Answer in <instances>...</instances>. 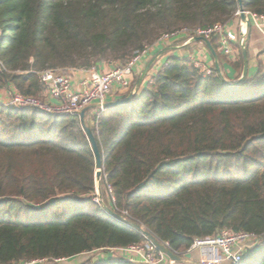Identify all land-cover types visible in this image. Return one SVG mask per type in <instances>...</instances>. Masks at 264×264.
Returning <instances> with one entry per match:
<instances>
[{
    "label": "trees",
    "instance_id": "16d2710c",
    "mask_svg": "<svg viewBox=\"0 0 264 264\" xmlns=\"http://www.w3.org/2000/svg\"><path fill=\"white\" fill-rule=\"evenodd\" d=\"M242 6L264 14V0ZM237 9V0H0V87L42 96L40 69L125 65L162 33L227 23ZM208 40L222 68L218 38ZM235 46L228 63L241 70ZM87 122L114 197L108 208L172 252L225 228L264 237L261 67L231 85L214 65L204 74L170 56L143 90L106 107L96 125L89 111ZM95 171L77 115L0 105V264L148 242L93 201ZM111 258L87 264H131ZM240 264H264V242Z\"/></svg>",
    "mask_w": 264,
    "mask_h": 264
},
{
    "label": "built area",
    "instance_id": "2783aa9c",
    "mask_svg": "<svg viewBox=\"0 0 264 264\" xmlns=\"http://www.w3.org/2000/svg\"><path fill=\"white\" fill-rule=\"evenodd\" d=\"M244 13L250 21L251 27L254 26L264 39V14H256L247 10H244ZM234 16L239 19L241 35L245 37L247 32L246 25L241 21L238 9L235 11ZM179 36L187 37L186 44L196 36L206 39L217 37L218 50L225 56L232 54L233 44L238 40L236 32L228 29L226 23H215L206 28L191 29L182 27L159 36L152 44L136 51L125 65L111 66L104 71H100L95 67L90 69L80 68L86 74L77 82L72 81L71 77L66 73V69L48 67L40 69L36 74L43 88L42 96L23 95L14 86H11L7 88L10 95L9 99L0 98V105L15 109L31 107L52 114L77 115L84 107L90 104H97L95 109L90 110L92 124L96 125L101 112L106 108L104 104L112 91L116 90L119 93H125L130 89L134 72L139 67L142 57L149 54L154 47L161 44L165 45L168 41ZM240 42L243 43V39ZM190 60L204 74L211 73L210 66L204 61L195 57H190ZM107 190L110 196V203L113 204L114 197L109 185H107ZM93 201L102 205L105 209L98 195L93 196ZM122 214H125V212H122ZM122 214H120L122 216L120 221L128 223L126 216ZM263 242L264 237L262 236L225 228L220 230L215 236L196 239L186 253L191 255L193 250H198L200 254L198 264H240L245 252L257 249ZM162 244L168 247L166 242H162ZM106 251L111 253L120 263L177 264V262L158 251L149 241L142 244H130L125 247L108 248ZM43 260L38 259L17 264H32Z\"/></svg>",
    "mask_w": 264,
    "mask_h": 264
},
{
    "label": "crops",
    "instance_id": "0c3cea01",
    "mask_svg": "<svg viewBox=\"0 0 264 264\" xmlns=\"http://www.w3.org/2000/svg\"><path fill=\"white\" fill-rule=\"evenodd\" d=\"M226 26L228 29L236 32L238 36L237 42L233 45V52L229 56H225V59H222V68L221 71L225 77L226 80L233 82L239 79L243 72V67L241 70L234 69L231 67V65L228 63L229 61H235L238 56V48L235 46L236 44H239L241 47V40L243 39V42H245L247 47V57H248V72L246 76L254 75L258 67H261L264 69V44L258 45L257 40H254L252 38V30L251 28L248 29V35L249 38L243 37L241 35V29L239 25V19H230ZM187 37L186 36H179L176 37L170 41H168L165 45H158L154 47L149 54L142 57L141 62L139 64V67L135 70L131 86L128 91L125 93H119L116 90H113L112 93L108 96L107 102L111 101H117L122 98L123 95L126 93H131V91L134 90V93H139L141 90H143L146 86V83L150 80L151 76L159 70L162 65L167 61V59L170 56H178V57H195L196 59H200L201 61H204L209 66L211 64H214V57L210 51V49L206 46V44L202 41H190L186 44ZM242 50V49H241ZM219 51V50H218ZM220 52V51H219ZM156 57V58H155ZM155 60L150 66V69L146 73V75L141 79L138 87H136L138 80L141 77V72L143 69L149 64L152 59ZM227 59V60H226ZM111 65L108 64H100L97 66V69L100 71L107 70L110 68ZM66 73L71 77L73 82H77L82 76L86 74L85 71H83L80 68L76 69H66ZM250 74V75H249ZM127 94V95H128ZM126 95V97H127ZM113 257V256H112ZM200 257V254H199ZM76 257L73 258V260ZM101 257L100 259H102ZM114 258V257H113ZM111 258V259H113ZM198 260L194 259L192 257V253L189 258L185 259L183 263L178 264H198ZM78 264V263H77Z\"/></svg>",
    "mask_w": 264,
    "mask_h": 264
},
{
    "label": "water",
    "instance_id": "95a60500",
    "mask_svg": "<svg viewBox=\"0 0 264 264\" xmlns=\"http://www.w3.org/2000/svg\"><path fill=\"white\" fill-rule=\"evenodd\" d=\"M238 3V10L240 11V19L243 23H245L246 25V30L251 28V23L250 21L246 18V15L244 13V8L242 6V0H237ZM247 38H249V35H247ZM193 41H202L206 44V46L210 49L213 57H214V66L215 69L219 75V77L226 83L228 84H238L240 82H242L244 80V78L247 75V71H248V57H247V47L245 42L241 43V49H242V55H243V72L242 75L239 79H237L236 81L230 82L228 80L225 79L220 65H219V60L218 57L216 55V53L214 52V50L212 49V47L210 46L209 40L201 37V36H196L192 39ZM156 58V57H155ZM152 59V61L149 62V64L143 69V71L141 72V77L138 80V83L136 85V87H138L141 79L146 75V73L148 72V70L150 69L151 64L153 63V61L155 60ZM134 94V90L131 91V93H129L127 95V97L123 100H117V101H111V102H106L104 105L105 107H109V106H114L120 103H124L126 101H128L132 95ZM97 107V104H90L86 107H84L83 109H81L78 113L77 116L79 117V121L82 125V128L87 136V139L89 141V145L91 147V150L93 152V156L95 159V179L98 180L102 174V159H101V154L96 142V139L94 137V134L90 128V126L88 125L87 122V113L90 110H93ZM105 210L110 213L112 216H114L116 219L118 220H122V216L118 213H116L115 211H113L112 209L105 207ZM129 222V221H127ZM134 228H136L138 231H140L142 233V235L150 242L152 243L158 251L162 252L163 254H165L169 259L178 262V263H183L185 261L186 258H188L190 256V253H186L185 256H180L174 252H172L168 247H166L165 245L162 244V242L160 240H158L156 237H154L149 231L145 230L143 227H141L140 225L136 224V223H131L129 222Z\"/></svg>",
    "mask_w": 264,
    "mask_h": 264
},
{
    "label": "rangeland",
    "instance_id": "374dc122",
    "mask_svg": "<svg viewBox=\"0 0 264 264\" xmlns=\"http://www.w3.org/2000/svg\"><path fill=\"white\" fill-rule=\"evenodd\" d=\"M236 18H237V16L235 17L233 15L232 19H236ZM251 30H252V38L254 40H257L258 45L264 44V39L262 38L259 31L254 26L251 27ZM248 31L249 30H247V32L245 34V38L248 35ZM163 34H165V33H162L161 35H163ZM238 53H239V50H238ZM110 65H117V64L113 62ZM212 65H214V64H211L210 68L212 67ZM250 76H252V75H250ZM7 88L8 87H6V86L0 87V98L1 99H3V98H5V100L9 99L10 95H9V92L7 91ZM101 179H102L101 176L98 180L95 179V191H94L93 196L98 195L100 197V201L103 203V205L105 207H109L111 205V203L109 202L110 201L109 192H108L106 186L101 183ZM110 256L112 257L113 255H110V253L107 254L106 251H96V252L89 253V254H80L74 260H73V258L70 260L60 259V261L44 259L43 261H37V262H34L32 264H77V263L87 264V263H91V261L97 260L98 258H101V257L107 258ZM192 257L194 259L198 260L199 259V251L193 250L192 251Z\"/></svg>",
    "mask_w": 264,
    "mask_h": 264
}]
</instances>
